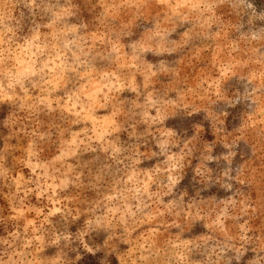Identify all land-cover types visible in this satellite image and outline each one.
Returning a JSON list of instances; mask_svg holds the SVG:
<instances>
[{
  "label": "clouds",
  "instance_id": "clouds-1",
  "mask_svg": "<svg viewBox=\"0 0 264 264\" xmlns=\"http://www.w3.org/2000/svg\"><path fill=\"white\" fill-rule=\"evenodd\" d=\"M0 264H264V0H0Z\"/></svg>",
  "mask_w": 264,
  "mask_h": 264
}]
</instances>
